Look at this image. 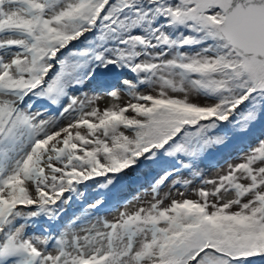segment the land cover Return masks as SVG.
Segmentation results:
<instances>
[{
    "label": "snow or ice",
    "instance_id": "1",
    "mask_svg": "<svg viewBox=\"0 0 264 264\" xmlns=\"http://www.w3.org/2000/svg\"><path fill=\"white\" fill-rule=\"evenodd\" d=\"M0 264H264V0H0Z\"/></svg>",
    "mask_w": 264,
    "mask_h": 264
},
{
    "label": "rangeland",
    "instance_id": "2",
    "mask_svg": "<svg viewBox=\"0 0 264 264\" xmlns=\"http://www.w3.org/2000/svg\"><path fill=\"white\" fill-rule=\"evenodd\" d=\"M138 178L135 176V175H130V178H129V182H130V184L133 182V181H135V180H137ZM135 184H133L132 185V188H130L129 189V192H133L134 191V189H135ZM112 214H114V213H110L109 215L111 216Z\"/></svg>",
    "mask_w": 264,
    "mask_h": 264
},
{
    "label": "trees",
    "instance_id": "3",
    "mask_svg": "<svg viewBox=\"0 0 264 264\" xmlns=\"http://www.w3.org/2000/svg\"><path fill=\"white\" fill-rule=\"evenodd\" d=\"M132 184V183H131Z\"/></svg>",
    "mask_w": 264,
    "mask_h": 264
}]
</instances>
